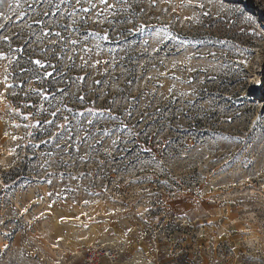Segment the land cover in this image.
<instances>
[{
  "label": "rangeland",
  "instance_id": "rangeland-1",
  "mask_svg": "<svg viewBox=\"0 0 264 264\" xmlns=\"http://www.w3.org/2000/svg\"><path fill=\"white\" fill-rule=\"evenodd\" d=\"M93 2L0 0V264H264V0Z\"/></svg>",
  "mask_w": 264,
  "mask_h": 264
},
{
  "label": "built area",
  "instance_id": "built-area-1",
  "mask_svg": "<svg viewBox=\"0 0 264 264\" xmlns=\"http://www.w3.org/2000/svg\"><path fill=\"white\" fill-rule=\"evenodd\" d=\"M119 256V251L116 248L92 245L84 251L83 264H101L103 261L116 263Z\"/></svg>",
  "mask_w": 264,
  "mask_h": 264
},
{
  "label": "crops",
  "instance_id": "crops-1",
  "mask_svg": "<svg viewBox=\"0 0 264 264\" xmlns=\"http://www.w3.org/2000/svg\"><path fill=\"white\" fill-rule=\"evenodd\" d=\"M177 214H179V212H177ZM162 245H166V244H162ZM162 245L159 246L158 244H156L155 251L152 252L153 261L149 262L148 264H179V258L178 256L175 255L176 254L175 252L180 251V248H176L177 251L175 250L174 252L175 243L173 244V240L172 242H168L167 246H162ZM202 249H206V247L201 248L200 250H197L196 254L201 255ZM203 261L201 260V262H199L198 264H209L208 262L203 263ZM217 264H220V263L218 262Z\"/></svg>",
  "mask_w": 264,
  "mask_h": 264
},
{
  "label": "snow or ice",
  "instance_id": "snow-or-ice-1",
  "mask_svg": "<svg viewBox=\"0 0 264 264\" xmlns=\"http://www.w3.org/2000/svg\"><path fill=\"white\" fill-rule=\"evenodd\" d=\"M61 2H63V0H61ZM89 2H90V4H91V7H89V8H83L82 11H84V12L87 13V12L91 11L93 8L96 7V5H95V3L93 2V0H89ZM99 2H100L101 4H103V5H105V7H106L107 9H114V8H115V5H114V4H110V3L108 2V0H99ZM118 2H119V0H118ZM75 3H76L77 6H79V5L81 4V0H75ZM97 15L100 16V15H103V13H102V12H101V13H97ZM56 35H59V33H57ZM105 38H106V37H105ZM5 39H7V37H5ZM73 43L75 44V43H77V42H76V41H73ZM0 58H5V57H4L2 54H0ZM33 63L36 64V65H38V66L41 67V68L44 67L43 63H42L40 60H35V61H33ZM46 75H47V76H51L52 74H51V73H47ZM5 80H7V77H5ZM6 87H11V86H10V85H6ZM34 91H36V90H34ZM38 94H40V93H38ZM44 98L47 99V96H45ZM81 99H82V98H81ZM52 115L55 116L56 113L53 112ZM25 118H27V117H25Z\"/></svg>",
  "mask_w": 264,
  "mask_h": 264
}]
</instances>
